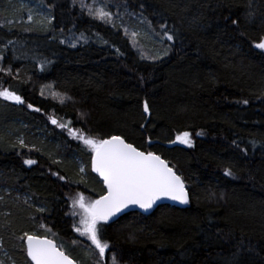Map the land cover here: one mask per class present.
Wrapping results in <instances>:
<instances>
[{"label": "trees", "instance_id": "obj_1", "mask_svg": "<svg viewBox=\"0 0 264 264\" xmlns=\"http://www.w3.org/2000/svg\"><path fill=\"white\" fill-rule=\"evenodd\" d=\"M15 1L0 0V66L12 69L0 73V90L24 100L0 98V261L31 264L25 232L54 239L79 264L97 260L74 230L69 197L106 190L91 151L54 117L161 155L189 192L186 208L102 222L104 264L113 253L116 264H264V50L254 47L264 38V0H85L106 5L115 27L80 0ZM184 131L191 148L171 143Z\"/></svg>", "mask_w": 264, "mask_h": 264}, {"label": "snow or ice", "instance_id": "obj_2", "mask_svg": "<svg viewBox=\"0 0 264 264\" xmlns=\"http://www.w3.org/2000/svg\"><path fill=\"white\" fill-rule=\"evenodd\" d=\"M80 7L82 10L86 9L87 14L94 19H99L115 27L114 13L106 5L93 7L85 3V0H80ZM28 20H32L31 15L28 16ZM232 22L234 24L237 23L235 20ZM2 26L0 25V27ZM161 27L166 28L167 25H161ZM123 31L125 35H129L128 28H124ZM130 34L132 37L138 36L136 31H131ZM163 35L168 41L174 39V36L167 31ZM81 38L85 39L83 34H81ZM72 47H75V44H72ZM254 47L264 50V38L256 43ZM167 55L168 50H165L163 56ZM142 58L144 57L142 56ZM3 59V55L0 54V61ZM151 59H162V56L157 54ZM4 72L11 75L12 69L0 66V73ZM41 95H43V92H41ZM0 98L14 101L18 104L24 103L20 95L7 88L0 90ZM60 102H64L63 98H61ZM243 103L247 104L248 101L244 100ZM27 107L32 108L33 105L28 104ZM35 111H40V109L37 108ZM143 113L146 117L151 116L147 100L143 102ZM50 119L52 124L60 128H67L70 136L80 140L91 151V170L102 177L106 187L105 193L98 199H86L83 192L77 193L74 197H69L71 201L70 214L73 217H79L78 224L74 225V230L80 236L86 237L94 245L97 256L95 264H104L105 255L110 249V244L103 240L101 236L100 225L102 222L109 221L130 205H137L147 211L157 201L164 198L178 201L182 204L189 203V192L184 178L178 175L174 167H170L168 162L155 152L141 150L134 144L127 142L120 135L98 139L84 133L82 130L69 127L70 121L61 123L54 117H50ZM203 134V131L197 133L198 136ZM177 141L187 145L189 148L194 146L192 133L189 131L178 134L171 143H176ZM18 143L21 147H27L23 139H20ZM147 143L152 144L150 137ZM244 151H247V149ZM24 163L31 166L37 162L33 159H27ZM84 171V167H81L80 172L84 173ZM225 175H233L232 170L227 169ZM60 179L63 180L65 178L60 177ZM38 211L44 212L45 209L41 207ZM41 227H45V225H41ZM21 239L25 241L26 255L30 258L31 264H77L76 260L70 258L57 245L55 240L49 239L47 235L25 232ZM111 260L113 264H116L117 257L114 253L111 255ZM0 264H3V262L0 261Z\"/></svg>", "mask_w": 264, "mask_h": 264}, {"label": "water", "instance_id": "obj_3", "mask_svg": "<svg viewBox=\"0 0 264 264\" xmlns=\"http://www.w3.org/2000/svg\"><path fill=\"white\" fill-rule=\"evenodd\" d=\"M157 154V153H156ZM157 155H159V154H157ZM159 156H161V155H159ZM161 158L162 159H164L162 156H161ZM164 160H166V159H164ZM167 161V160H166ZM168 162V161H167ZM168 164H169V162H168ZM169 166L170 167H172L170 164H169ZM175 170V169H174ZM102 182H103V179H102V177H100L97 173H95L94 171H92ZM178 174V173H177ZM179 175V174H178ZM103 185H104V182H103ZM104 187H105V185H104ZM105 189H106V187H105ZM189 201H190V197H189ZM160 205H171V206H174V207H179V208H186L188 205H189V203L188 204H182V203H180V202H178V201H174V200H171V199H168V198H164V199H161V200H159V201H157L156 202V204H154L153 205V207L151 208V209H149V210H144V209H142V208H140L139 206H137V205H130L128 208H126V209H124L122 212H120V213H118L116 216H114V217H112L109 221H107V222H114V221H116V220H118L122 215H124V214H126V213H130V212H139V213H141V214H143V215H150L151 213H153L155 210H156V208L158 207V206H160ZM49 239H52V238H50V237H48ZM52 240H54V239H52ZM56 242V241H55ZM57 243V242H56ZM26 245V244H25ZM57 245H58V243H57ZM64 251V250H63ZM66 253V252H65ZM67 254V253H66ZM67 255H69V254H67ZM70 256V255H69ZM70 258H72L71 256H70ZM30 259V258H29ZM73 259V258H72ZM75 260V259H74ZM77 262V261H76ZM77 264H79L78 262H77Z\"/></svg>", "mask_w": 264, "mask_h": 264}, {"label": "rangeland", "instance_id": "obj_4", "mask_svg": "<svg viewBox=\"0 0 264 264\" xmlns=\"http://www.w3.org/2000/svg\"><path fill=\"white\" fill-rule=\"evenodd\" d=\"M9 1H12V0H9ZM26 3H27L26 0H16L15 3H13L12 5L16 8V7H20V6H22V5H26ZM43 15H44V14H42V17L39 18V19H40L41 21H48V19H47L46 17H44ZM12 102H14V101H12ZM172 144H180V145H184V144L179 143L178 141H177L176 143H172ZM186 146H187V145H186ZM81 167H84V164H81V165H80V168H81ZM85 173H86V172L82 173L83 176H84ZM95 192H96L97 194L94 193L93 196H90V195H88V194H84V196H85L86 199H98L102 194H101V193L99 194V191H98V190H96ZM70 205H71V202H70ZM75 219H76L75 221H76V225H77V224H78L79 217L76 216ZM76 233H77V232H76ZM77 234H78L79 238H81V239H83V240H85V241H87L88 243L91 244V242H90L89 240H87L86 237H82V236H80L79 233H77ZM91 245H92V244H91ZM59 246H60V245H59ZM92 246L94 247V245H92ZM60 247H61V246H60ZM61 248H62V250H64V251L66 252V250H65L63 247H61ZM94 248H95V247H94ZM7 256H8V255H7L6 252L2 254V257H3V258H6ZM77 262H78V261H77Z\"/></svg>", "mask_w": 264, "mask_h": 264}]
</instances>
